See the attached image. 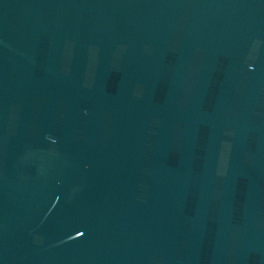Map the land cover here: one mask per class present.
Masks as SVG:
<instances>
[{
  "label": "water",
  "instance_id": "95a60500",
  "mask_svg": "<svg viewBox=\"0 0 264 264\" xmlns=\"http://www.w3.org/2000/svg\"><path fill=\"white\" fill-rule=\"evenodd\" d=\"M0 264H264V0H0Z\"/></svg>",
  "mask_w": 264,
  "mask_h": 264
}]
</instances>
